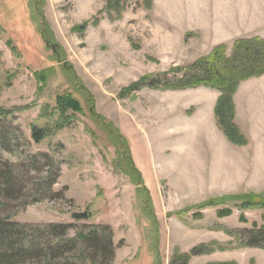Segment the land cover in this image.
I'll use <instances>...</instances> for the list:
<instances>
[{"label": "rangeland", "instance_id": "rangeland-1", "mask_svg": "<svg viewBox=\"0 0 264 264\" xmlns=\"http://www.w3.org/2000/svg\"><path fill=\"white\" fill-rule=\"evenodd\" d=\"M106 1L44 0L43 17L52 33L46 46L29 17L28 0H0V108H21L0 119L6 140L0 138V166L12 165L21 185L30 189L50 169L43 154L51 155L59 170L50 190L61 194L23 203L7 200L0 216L21 223L73 224L72 214L87 209L92 218L77 222L86 225L83 229L112 232L109 264H155L153 246L159 264H171L173 254L188 253L198 244H234L225 228L264 226L263 209H241L234 200L198 209L219 197L264 195V74L242 80L232 96L231 121L242 144L230 142L217 125L216 89H129L143 77L164 72L161 78L178 80L219 45L228 55L232 41L225 39L236 34L219 35L218 23L209 21L213 10L228 5L226 0H153L149 9L141 0H123L126 10L120 17L99 13ZM257 17L248 24L250 31L264 29V19ZM45 67L51 71L40 84L33 72ZM64 91L81 102L83 111L68 112L72 121L66 127L35 143L31 127L47 123L55 96ZM114 141L124 142L119 152ZM218 208H231V213L219 218ZM241 212L245 222L239 220ZM67 233L74 236L72 227ZM71 253L63 252L62 262L73 264L66 259ZM43 255L36 264L60 261L51 250ZM227 260L264 264V250L216 249L190 256L187 264Z\"/></svg>", "mask_w": 264, "mask_h": 264}, {"label": "trees", "instance_id": "trees-1", "mask_svg": "<svg viewBox=\"0 0 264 264\" xmlns=\"http://www.w3.org/2000/svg\"><path fill=\"white\" fill-rule=\"evenodd\" d=\"M152 2L153 0H141L142 6L146 9L151 7ZM43 4L44 0H28L27 9L31 22L36 24L37 33L46 46H48L52 33L49 31L48 23L43 17ZM124 10H126V5L123 0H107L99 13L101 11H108L114 13L116 17H120ZM96 21L95 18L93 23H96ZM87 23L85 21L77 26L79 31L84 29ZM6 43L14 55L19 57V53L12 46L11 41L7 40ZM225 47V45H219L206 56L197 59L192 66L186 68L188 72L181 75L178 80L170 81L167 78H161L162 75H167L164 72L163 74L143 77L132 84L129 89H139L144 86L161 89H184L187 87L205 86L216 89L219 92L214 106L217 125L230 142L242 144L244 141L237 133L238 129L236 125L231 121L234 115L232 96L242 80L264 74V39L258 37L236 39L232 42L228 55L225 53ZM192 69L195 72H191ZM50 71V68L45 67L35 70L33 74L37 82L45 84L49 76L48 72ZM10 77L11 75H9L7 85L11 84L12 78ZM73 78L75 77L71 73V79ZM54 103L50 111L45 109L49 111L47 123L41 128L31 127V137L35 143H40L43 139L54 135L57 131L66 127L72 121L68 112L81 113L83 111L81 102L68 91L57 94ZM20 110L21 108L19 107L10 109L0 108V119L7 118ZM55 113H57V118L54 120ZM52 120L54 121L48 123ZM108 129L110 131L114 130L111 125L108 126ZM116 132L117 130H114L110 134L117 141L118 135ZM3 136L0 135V138L1 140L3 138L2 141L6 142ZM114 143L117 152H119L124 142L118 143L114 141ZM43 156L50 163V169L43 178L44 180L34 184L33 188L30 189L24 188L21 185V181L13 173L12 165L7 166L5 164L6 168L4 165L0 166V208L6 206L7 200L14 198L18 199L19 203L21 201L22 203L25 202L29 197H34L33 200L60 198V193H52L50 190L57 179L56 170H59V168L55 165L51 155L43 154ZM43 185L45 186L44 190ZM226 200L236 201L241 209L259 208L264 210V195L254 192L241 193L231 197H219L215 200L200 203L198 209L215 205L216 203H224ZM230 213L231 208L217 209V216L219 218L226 217ZM90 218H92V214L87 209L83 212H74L72 214V219L75 221L73 224L21 223L11 221L9 216H0V264H36L38 259L42 258V256L45 257L43 253H47L48 250H51L59 257L60 261L56 264H65L61 259L63 252L66 251L72 252V256L66 259L73 260V264H109L113 258L112 232L108 227H88L85 230L82 228L86 226L85 224L77 223L87 221ZM261 218L264 220V214ZM239 220L241 222L246 221L242 212ZM253 225L252 228L247 230L225 228L224 232L233 238L234 244L230 242L226 244H216L214 242L210 244H198L192 247L188 253L173 254L171 264H187L190 256L209 254L216 249L231 250L236 247H258L264 250V226L258 227L255 223ZM70 227L74 230V236L72 237L67 236V231ZM46 246L48 249H46ZM152 252L155 264H159L158 253L154 246L152 247ZM46 257L49 256L46 255ZM68 263L70 262L68 261ZM207 264L237 263L233 260H227Z\"/></svg>", "mask_w": 264, "mask_h": 264}, {"label": "crops", "instance_id": "crops-1", "mask_svg": "<svg viewBox=\"0 0 264 264\" xmlns=\"http://www.w3.org/2000/svg\"><path fill=\"white\" fill-rule=\"evenodd\" d=\"M224 3H228V5L213 10L210 15L211 20H209L211 25L218 23L217 32L220 33L219 35L225 36L235 33L236 38L225 39L232 42L236 39L250 38L252 36L264 38V29L253 31L248 29V27H251L248 24L251 23L252 18L254 21L257 20V16H261L264 19V0H226ZM208 31H212L214 36H216L215 29L210 28ZM235 104L237 105L236 102ZM235 110H237L236 106Z\"/></svg>", "mask_w": 264, "mask_h": 264}]
</instances>
